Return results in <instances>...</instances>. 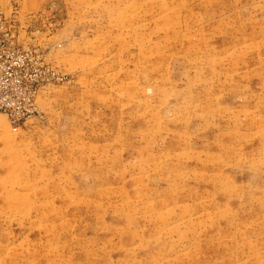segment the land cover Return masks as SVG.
Listing matches in <instances>:
<instances>
[{"label": "rangeland", "instance_id": "rangeland-1", "mask_svg": "<svg viewBox=\"0 0 264 264\" xmlns=\"http://www.w3.org/2000/svg\"><path fill=\"white\" fill-rule=\"evenodd\" d=\"M0 63V264H264V0H0Z\"/></svg>", "mask_w": 264, "mask_h": 264}, {"label": "built area", "instance_id": "built-area-1", "mask_svg": "<svg viewBox=\"0 0 264 264\" xmlns=\"http://www.w3.org/2000/svg\"><path fill=\"white\" fill-rule=\"evenodd\" d=\"M6 73V68L0 63V113H4L11 124L16 126L33 112L32 97L35 90L32 87L29 89L26 87L23 95H21L18 94L21 91V87H19L13 92L12 88H9ZM16 83H18V80H16Z\"/></svg>", "mask_w": 264, "mask_h": 264}]
</instances>
